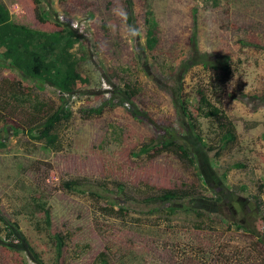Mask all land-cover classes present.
<instances>
[{
    "label": "rangeland",
    "instance_id": "rangeland-1",
    "mask_svg": "<svg viewBox=\"0 0 264 264\" xmlns=\"http://www.w3.org/2000/svg\"><path fill=\"white\" fill-rule=\"evenodd\" d=\"M3 1L17 23L76 31L89 82L37 83L0 50V209L28 240L3 230L0 264H264V98L247 96L264 93V0H132L136 30L127 0Z\"/></svg>",
    "mask_w": 264,
    "mask_h": 264
},
{
    "label": "trees",
    "instance_id": "trees-1",
    "mask_svg": "<svg viewBox=\"0 0 264 264\" xmlns=\"http://www.w3.org/2000/svg\"><path fill=\"white\" fill-rule=\"evenodd\" d=\"M218 2L219 0H214ZM126 17L128 23L136 30V16L133 10L132 0H127ZM67 37L59 31L46 32L36 29H32L29 26L17 23L13 20L12 13L9 7L3 0H0V50L3 48V56L7 61V65L11 68H18L26 73V75L37 83H49L54 85L65 93H70L76 87L86 86L88 84V78L81 73L76 62L73 59L72 53L69 51V47L73 39H78V34L71 28H67ZM152 34L149 37V43L152 42ZM191 46L194 51L198 49L197 31L194 29L191 35ZM182 77V76H181ZM179 88V87H178ZM174 100V103L180 112L184 107V99L179 93L181 89H175L171 86L167 89ZM178 90V91H176ZM233 97L237 94L232 93ZM249 98L263 99L264 93H257L253 95H247ZM186 110L183 111V113ZM132 114L140 117L138 112L131 110ZM72 109L69 105L58 108L53 114H51L45 122L46 128L41 132L42 137L51 138V130L63 120H68L72 116ZM55 136H52L54 138ZM236 140V135L230 129L222 131L221 141L223 146H229ZM221 146V147H223ZM187 152L186 150H184ZM242 164L235 163L230 168L240 167ZM65 187L68 189H76L79 191H86L85 188L79 186L77 179L64 181ZM106 190L107 187H106ZM170 195L161 197L159 195L147 197V202H165L171 201ZM118 198V197H117ZM1 206V200H0ZM174 207L171 206L170 209ZM206 219L211 223H220V221L209 215H206ZM0 225H3L4 229L0 228V233L3 230L7 232L18 234L19 237L28 244L26 235L20 228L18 222L7 220L0 209ZM62 243L58 238V252H61Z\"/></svg>",
    "mask_w": 264,
    "mask_h": 264
}]
</instances>
